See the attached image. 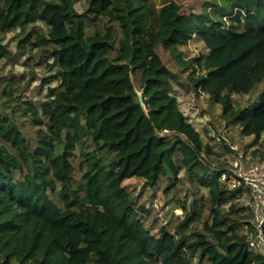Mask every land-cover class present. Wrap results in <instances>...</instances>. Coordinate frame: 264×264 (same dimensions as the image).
Instances as JSON below:
<instances>
[{"label":"trees","instance_id":"16d2710c","mask_svg":"<svg viewBox=\"0 0 264 264\" xmlns=\"http://www.w3.org/2000/svg\"><path fill=\"white\" fill-rule=\"evenodd\" d=\"M76 2L0 0V264H264L242 190L220 178L228 163L173 94L186 74L219 105L215 132L236 125L264 157V0H221L211 15ZM193 36L207 53L185 58ZM32 66L49 70L35 88ZM160 185L172 204L149 220L138 198Z\"/></svg>","mask_w":264,"mask_h":264},{"label":"rangeland","instance_id":"374dc122","mask_svg":"<svg viewBox=\"0 0 264 264\" xmlns=\"http://www.w3.org/2000/svg\"><path fill=\"white\" fill-rule=\"evenodd\" d=\"M78 2L75 3V8L80 11L81 6L85 0H77ZM156 6H160L163 3L168 1H175L183 6V10L185 12H198V13H208L209 15L212 14L214 11L215 14H219L221 6L223 3L221 0H153ZM215 18V16H212ZM12 34L9 33L7 38ZM158 53L160 54L162 61L165 66L169 69L177 70L178 67L175 66L173 58L165 52L161 46L157 48ZM207 49L205 48L204 44L201 40H199L196 36L191 37L188 41L187 47L184 48V57H191L198 54H206ZM21 66L19 64L14 66V71L20 70ZM7 67L5 68V70ZM32 69L36 71V77L31 81L30 87L38 85L40 83V76L47 75L49 70H43L41 66H32ZM135 81V80H134ZM55 82H52L54 84ZM136 81L134 82V84ZM190 84L186 80V74H182L180 79V84L174 83L173 85V94L178 98L180 104L184 110V113L189 117V120L193 123L195 128L199 130V132L203 135L204 142H210L214 149L221 153V158L228 163V167L230 166L231 161L237 156L232 152L226 151L223 146L224 143L227 141L217 142L213 140L212 133H215L214 126L218 125L219 120V113L220 107L218 104L214 103L207 95H194L192 89L190 88ZM45 89L42 90H34L33 91V98H40L45 95ZM246 96H238L233 95V100L235 103L238 101L245 100ZM33 101V100H32ZM227 137L228 142L231 145L237 146L238 151L245 157H259L260 152L257 151L258 143L253 141L252 136H242L239 133V128L236 125H233L225 131L224 134ZM212 138V139H211ZM226 144V143H225ZM257 151V152H256ZM256 152V153H255ZM227 167V168H228ZM181 175V172L179 173ZM78 175V174H77ZM126 183L130 186H133L135 193H138L141 190L142 181L138 179H128ZM183 186V183L181 182ZM185 186V185H184ZM163 185H160L159 189L156 188L154 190L153 195L151 198H148V194L143 192L139 198V202H143L146 208H150L149 220H152L155 216H159L162 219L164 218V212L166 211L167 206L171 205V196L173 191H168L161 195V189ZM205 195L206 189L200 188L199 195ZM181 195L185 198L186 202H188L192 196L186 190L183 191ZM164 200V201H163ZM238 200L245 205H248V199L245 193H240ZM202 201H199L198 204L200 205ZM174 214L181 216L180 209H174Z\"/></svg>","mask_w":264,"mask_h":264},{"label":"built area","instance_id":"2783aa9c","mask_svg":"<svg viewBox=\"0 0 264 264\" xmlns=\"http://www.w3.org/2000/svg\"><path fill=\"white\" fill-rule=\"evenodd\" d=\"M212 137L217 142L227 141L237 155L228 167L229 173L220 178L226 180L229 188H239L246 194L252 224L251 230L246 231L248 245L264 257V157H244L224 134L213 132Z\"/></svg>","mask_w":264,"mask_h":264},{"label":"water","instance_id":"95a60500","mask_svg":"<svg viewBox=\"0 0 264 264\" xmlns=\"http://www.w3.org/2000/svg\"><path fill=\"white\" fill-rule=\"evenodd\" d=\"M138 99H139V103H140L141 105H143V101H142V98H141V94H140V93L138 94Z\"/></svg>","mask_w":264,"mask_h":264},{"label":"crops","instance_id":"0c3cea01","mask_svg":"<svg viewBox=\"0 0 264 264\" xmlns=\"http://www.w3.org/2000/svg\"><path fill=\"white\" fill-rule=\"evenodd\" d=\"M183 109V108H182Z\"/></svg>","mask_w":264,"mask_h":264}]
</instances>
